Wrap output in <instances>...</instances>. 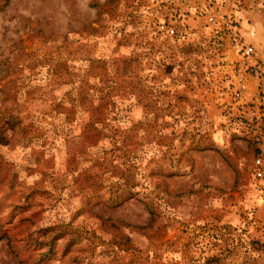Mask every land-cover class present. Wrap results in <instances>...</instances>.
<instances>
[{
  "label": "rangeland",
  "instance_id": "obj_1",
  "mask_svg": "<svg viewBox=\"0 0 264 264\" xmlns=\"http://www.w3.org/2000/svg\"><path fill=\"white\" fill-rule=\"evenodd\" d=\"M220 1L264 46V0ZM167 6L0 0V264H264V151Z\"/></svg>",
  "mask_w": 264,
  "mask_h": 264
},
{
  "label": "built area",
  "instance_id": "obj_2",
  "mask_svg": "<svg viewBox=\"0 0 264 264\" xmlns=\"http://www.w3.org/2000/svg\"><path fill=\"white\" fill-rule=\"evenodd\" d=\"M183 16L202 19L209 68L199 82L217 103L220 126L245 134L264 151V46L246 44L220 0H161ZM186 35L197 32L185 31Z\"/></svg>",
  "mask_w": 264,
  "mask_h": 264
},
{
  "label": "trees",
  "instance_id": "obj_3",
  "mask_svg": "<svg viewBox=\"0 0 264 264\" xmlns=\"http://www.w3.org/2000/svg\"><path fill=\"white\" fill-rule=\"evenodd\" d=\"M256 150V149H255ZM258 151V150H257Z\"/></svg>",
  "mask_w": 264,
  "mask_h": 264
}]
</instances>
